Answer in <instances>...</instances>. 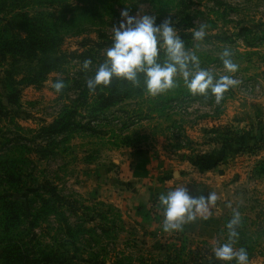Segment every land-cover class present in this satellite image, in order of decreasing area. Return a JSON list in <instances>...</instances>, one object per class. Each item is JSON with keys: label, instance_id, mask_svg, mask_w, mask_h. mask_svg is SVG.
Here are the masks:
<instances>
[{"label": "rangeland", "instance_id": "1", "mask_svg": "<svg viewBox=\"0 0 264 264\" xmlns=\"http://www.w3.org/2000/svg\"><path fill=\"white\" fill-rule=\"evenodd\" d=\"M62 1L80 8L94 3L103 13L93 22V13L80 8L68 12L77 20L63 32L65 53L83 51L91 45L84 40L97 39L100 31L113 38V26H118L124 10L133 16L155 15L157 24L171 19L178 32L184 28L174 8L164 10L150 0ZM187 3L194 25L187 31L194 33L204 25L206 34L202 40H191L186 50L195 53L201 69L215 79L228 75L238 81L219 103L210 89L207 95L176 93L181 85L189 90L177 75L176 87L163 92L176 98L164 104L165 111L153 107L157 95L133 97L92 120L82 101L90 66L85 69L84 60L68 58L65 72L51 73L39 85H19L18 104L8 106L10 113L0 120V192L9 187L2 186L10 165L3 164L6 158L19 160L13 170L26 182L25 201L38 184L55 187L66 201L61 216L67 220L46 217L37 234L52 245L55 239L66 244L75 239L79 252L68 250L69 244L61 248L70 255V264H89L96 255L108 262L126 256L133 264H194L204 249L213 251L228 241L227 225L237 209L241 214L237 241L247 229L246 241L256 247L248 264H264V43L251 48L237 36L244 25L264 28V0ZM225 49L239 66L234 73L224 67ZM4 69L0 65V78ZM60 76L69 80L63 95L53 89L54 78ZM65 105L78 107L76 120L90 122L96 131L77 128L54 137L43 134L41 128ZM51 139L55 143H49ZM180 184L193 196L214 192L217 200L209 204L206 219L197 214L181 230L165 231L159 196ZM67 223L73 227L71 236L65 233ZM6 226L10 224L0 208V240L9 235L25 241L31 236L24 222L11 230ZM196 248L199 252L192 255L189 251ZM199 262L236 264L213 255Z\"/></svg>", "mask_w": 264, "mask_h": 264}, {"label": "trees", "instance_id": "2", "mask_svg": "<svg viewBox=\"0 0 264 264\" xmlns=\"http://www.w3.org/2000/svg\"><path fill=\"white\" fill-rule=\"evenodd\" d=\"M150 1L164 10L174 8L179 24L184 27L178 33L184 40L185 46H189L194 36L193 32L187 31V29L194 25L190 4L187 3V0ZM108 7H111L110 4ZM74 8L79 9L80 7L72 6L62 0H0V65H5L4 76L0 78V120L10 113L8 106L18 104L20 99L19 85H39L51 73L63 72L68 58H80L84 61L90 59L92 61L87 73L88 81L95 76L98 67L105 62V54L107 49L112 46L113 38L101 31L97 39L87 38L84 40L83 44L88 42L91 45L83 51L75 50L71 53H65L61 50L64 40L63 32L71 28L77 20L75 16L68 17V12ZM80 10L93 13V22L103 18L99 5L94 3L89 4L88 7H81ZM251 35L253 38L250 40ZM237 36L243 38L246 46L256 48L259 44L264 43V28L244 25L239 28ZM158 59L160 62L167 59L164 46L160 47ZM58 80L63 81V89L59 92L54 87L53 89L56 93L63 95L68 90L69 80L60 76L54 78V83ZM85 86L82 101L87 103L92 120L127 99L150 96L143 83V74L140 75L139 86L115 76L110 85H98L95 91L90 90L87 83ZM176 93L191 94L189 90L185 89V85H181ZM157 97L158 100H152L153 107L157 112L165 111L164 104L172 103L176 99L171 94L165 95L164 93L158 94ZM77 114L78 107L65 105L51 123L41 128V132L48 137H54L62 133L67 134L77 128L96 131L90 122L77 121ZM49 143H55L54 139H51ZM123 144L129 145L130 143L124 140ZM3 160V164L10 163L9 166L6 165L5 178L2 181V186L7 184L9 187H3V191L0 192V208L4 214V221L10 224V226H6V230H11L15 228L13 226L24 222L27 224L31 236L25 241L9 235L2 238L0 240V264H70V255L62 253L61 248L69 244L68 250L79 252L81 249L75 239L67 244L55 239L56 243L52 245L42 241L37 234V228L46 217L55 215L64 221L67 220L61 216V210L66 205V201L57 195L55 187L48 183L38 184L31 191L33 197L28 202L25 201L22 191H25L26 182H23L21 175H16L13 170L19 160L13 158ZM62 228L64 229V227ZM81 229L84 230L80 225L79 230ZM243 230L246 233L241 234V240L237 241L236 244H238V250L241 247L247 249L249 260H251L256 255V247L247 243V229ZM72 232L73 227L67 223L65 233L71 236ZM189 252L194 255L199 252V249L196 248ZM200 254V258L207 255L214 256L213 251H210L209 248L204 249L203 253ZM193 258L196 259L192 256V260H195ZM200 258H197L195 261L197 263L194 264H201ZM107 262L106 259H101L96 255L88 263L133 264L126 256ZM234 262L236 263L235 260ZM181 263L190 264L189 261H181Z\"/></svg>", "mask_w": 264, "mask_h": 264}, {"label": "clouds", "instance_id": "3", "mask_svg": "<svg viewBox=\"0 0 264 264\" xmlns=\"http://www.w3.org/2000/svg\"><path fill=\"white\" fill-rule=\"evenodd\" d=\"M121 21L113 26V44L106 51V60L96 70L95 76L87 81V87L95 91L98 85L108 86L112 78L119 77L139 86L140 75L147 92L152 95L161 94L176 87L177 75H181L192 94L207 95L208 90L215 95L219 103L223 94L230 87L238 83L234 78L224 75L215 79L212 72L199 67V57L186 50L184 40L181 39L171 19L156 23L155 15H130L128 10L121 12ZM205 26L194 31L193 36L202 40L205 36ZM166 49L167 59H158L160 47ZM225 69L236 72L238 65L231 59V52L227 49L222 54ZM92 61L85 60L83 67L88 69ZM59 92L64 83L61 80L53 84ZM217 200V194L212 192L207 196H193L185 186L161 194L159 202L164 211L163 228L165 231L181 230L184 223L196 219L197 214L207 218L209 204ZM241 223L239 210H234L233 218L229 221L228 241L214 247L216 259L222 261H236V264H248L247 249L234 248L239 233L236 230Z\"/></svg>", "mask_w": 264, "mask_h": 264}, {"label": "crops", "instance_id": "4", "mask_svg": "<svg viewBox=\"0 0 264 264\" xmlns=\"http://www.w3.org/2000/svg\"><path fill=\"white\" fill-rule=\"evenodd\" d=\"M132 179V178H131ZM145 182H147L148 183V181L147 180H145ZM181 185H183V184H180V187H181ZM146 186H148V185H146Z\"/></svg>", "mask_w": 264, "mask_h": 264}]
</instances>
